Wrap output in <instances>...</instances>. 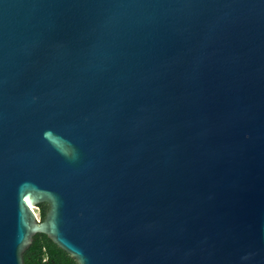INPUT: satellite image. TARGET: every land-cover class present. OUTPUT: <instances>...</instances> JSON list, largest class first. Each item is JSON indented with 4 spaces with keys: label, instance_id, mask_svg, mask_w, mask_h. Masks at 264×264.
<instances>
[{
    "label": "water",
    "instance_id": "1",
    "mask_svg": "<svg viewBox=\"0 0 264 264\" xmlns=\"http://www.w3.org/2000/svg\"><path fill=\"white\" fill-rule=\"evenodd\" d=\"M39 233L264 264V0H0V264Z\"/></svg>",
    "mask_w": 264,
    "mask_h": 264
},
{
    "label": "trees",
    "instance_id": "2",
    "mask_svg": "<svg viewBox=\"0 0 264 264\" xmlns=\"http://www.w3.org/2000/svg\"><path fill=\"white\" fill-rule=\"evenodd\" d=\"M49 207L46 203L38 206L40 219L43 220ZM24 264H77L69 254L61 250L45 234L33 237L32 245L23 255Z\"/></svg>",
    "mask_w": 264,
    "mask_h": 264
},
{
    "label": "built area",
    "instance_id": "3",
    "mask_svg": "<svg viewBox=\"0 0 264 264\" xmlns=\"http://www.w3.org/2000/svg\"><path fill=\"white\" fill-rule=\"evenodd\" d=\"M35 211L37 212V209H35Z\"/></svg>",
    "mask_w": 264,
    "mask_h": 264
},
{
    "label": "rangeland",
    "instance_id": "4",
    "mask_svg": "<svg viewBox=\"0 0 264 264\" xmlns=\"http://www.w3.org/2000/svg\"><path fill=\"white\" fill-rule=\"evenodd\" d=\"M37 213H38V210H37ZM39 214V213H38Z\"/></svg>",
    "mask_w": 264,
    "mask_h": 264
}]
</instances>
